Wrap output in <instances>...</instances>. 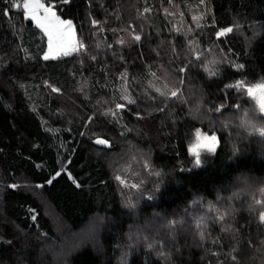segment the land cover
I'll return each mask as SVG.
<instances>
[{
	"label": "trees",
	"instance_id": "16d2710c",
	"mask_svg": "<svg viewBox=\"0 0 264 264\" xmlns=\"http://www.w3.org/2000/svg\"><path fill=\"white\" fill-rule=\"evenodd\" d=\"M51 1L77 44L45 61L0 0V264H264V138L226 118L264 0Z\"/></svg>",
	"mask_w": 264,
	"mask_h": 264
},
{
	"label": "snow or ice",
	"instance_id": "6c2138e0",
	"mask_svg": "<svg viewBox=\"0 0 264 264\" xmlns=\"http://www.w3.org/2000/svg\"><path fill=\"white\" fill-rule=\"evenodd\" d=\"M62 3H70V0H61ZM17 9H23L24 15L35 22V26L42 31V33L47 37V52L44 54L43 59L45 61L56 58V52L64 48L63 55H69L71 51L75 50V47L65 48L64 41L66 38H70L73 35V21L70 19H61V16L57 14L54 10V5L51 0H48L46 4L44 0H23V4L15 3L13 5ZM95 23V21H93ZM226 31L231 32L232 29H226ZM223 35V33H221ZM141 37L139 35L135 36V40L139 41ZM57 91V89H53ZM249 96L254 99L259 107V109L264 112V84L256 85L254 88L249 87L247 89ZM259 93V95H258ZM173 96L176 95L175 92L172 93ZM128 99V97H125ZM129 103H134L135 101L129 99ZM117 108L121 105L117 104ZM199 137V133L197 134ZM213 147H209L208 151L214 150L215 137L211 138ZM97 144H106V141L97 139ZM196 156L195 163L200 164V156L197 152H193Z\"/></svg>",
	"mask_w": 264,
	"mask_h": 264
},
{
	"label": "clouds",
	"instance_id": "9594fccd",
	"mask_svg": "<svg viewBox=\"0 0 264 264\" xmlns=\"http://www.w3.org/2000/svg\"><path fill=\"white\" fill-rule=\"evenodd\" d=\"M226 118L234 123L241 131L264 138V112L255 106L254 99L252 105Z\"/></svg>",
	"mask_w": 264,
	"mask_h": 264
},
{
	"label": "rangeland",
	"instance_id": "374dc122",
	"mask_svg": "<svg viewBox=\"0 0 264 264\" xmlns=\"http://www.w3.org/2000/svg\"><path fill=\"white\" fill-rule=\"evenodd\" d=\"M44 2L47 4L48 3V0H44ZM15 3H20L21 5L23 4L21 2V0H11V4L12 6L15 4ZM51 3L55 6V2L54 1H51ZM14 7V6H13ZM15 8V7H14ZM17 9V8H15ZM22 9V8H21ZM55 10V9H54ZM35 23V22H34ZM74 25V24H73ZM77 44V40H76V32H75V26H74V29H73V35L70 37V38H66L65 41H64V45H65V48H71L72 46H76ZM63 51H64V48H62L61 50L57 51L56 52V57L60 56V55H63ZM72 52V51H71ZM208 140V141H212L210 138L208 137H205L204 140Z\"/></svg>",
	"mask_w": 264,
	"mask_h": 264
}]
</instances>
